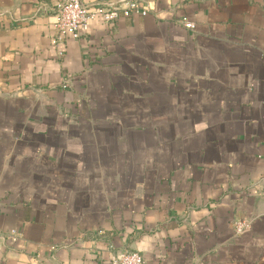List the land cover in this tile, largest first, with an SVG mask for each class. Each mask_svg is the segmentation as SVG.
I'll return each instance as SVG.
<instances>
[{
    "label": "crops",
    "instance_id": "0c3cea01",
    "mask_svg": "<svg viewBox=\"0 0 264 264\" xmlns=\"http://www.w3.org/2000/svg\"><path fill=\"white\" fill-rule=\"evenodd\" d=\"M137 1L0 0V264H264V0Z\"/></svg>",
    "mask_w": 264,
    "mask_h": 264
},
{
    "label": "built area",
    "instance_id": "2783aa9c",
    "mask_svg": "<svg viewBox=\"0 0 264 264\" xmlns=\"http://www.w3.org/2000/svg\"><path fill=\"white\" fill-rule=\"evenodd\" d=\"M132 13L145 16L146 9L137 0H118L106 4L86 6L83 0H58L56 3L55 22L56 37L51 38L50 47L55 50L57 58L63 55L65 39H79L85 36L93 21L111 24L120 18H127ZM192 28V25H188ZM248 228L242 221L235 224V233L239 234ZM108 264H150L137 252L115 251L107 256Z\"/></svg>",
    "mask_w": 264,
    "mask_h": 264
}]
</instances>
